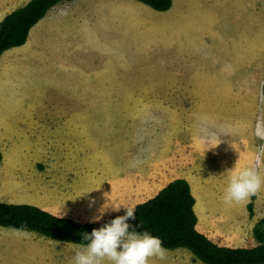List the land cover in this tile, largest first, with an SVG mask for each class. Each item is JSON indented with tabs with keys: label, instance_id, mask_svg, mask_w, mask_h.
<instances>
[{
	"label": "rangeland",
	"instance_id": "374dc122",
	"mask_svg": "<svg viewBox=\"0 0 264 264\" xmlns=\"http://www.w3.org/2000/svg\"><path fill=\"white\" fill-rule=\"evenodd\" d=\"M177 2L179 6L184 4L180 0ZM187 2L192 9L187 17L198 29L197 39L206 40L203 44L205 50L198 59L203 73L206 70L212 73L225 71L234 75L230 77L232 80L228 78L208 84L212 88L209 94L216 95L217 90L214 89L234 85L230 91H236L238 95L118 97V106L123 104L122 101H130L128 103L133 106L134 115L138 117L134 121L140 122L139 125L148 123L146 127L144 124L127 129L135 132L133 139L131 133L127 138L122 137L123 128L116 127L117 123L123 126L127 120L133 119L129 110L123 112L120 107H114L115 103L112 109L103 107L93 118L87 116L86 119L87 123L102 122L103 125L111 121L113 124L110 128L87 127L85 134L83 129L73 128L64 139V144L53 145L52 142L49 143V134L44 133H49V117L42 120L37 116V112L42 114L41 116H49V113H43L42 110L34 112L31 109L37 103L34 90L30 86L22 89L20 81L12 80L10 88L3 89L0 86V202L31 204L47 209L55 215L81 222L102 221L109 216L126 213V208L134 209L138 203L145 200L147 194L141 190L137 180L125 177L119 171H134L141 163L132 167L133 162L142 161L149 149H159L158 141L165 142L167 137L163 125L159 129L155 128L158 120H161L159 118L155 121V116H162L164 120L167 114L150 108V117L153 118H141L147 113L138 109L142 110L143 104L154 109L159 104L176 105L180 116L187 117L193 104H201L207 99L203 102V108L197 107L199 144L196 146V136L189 133L192 129L187 131L182 123L183 128L176 129L177 144L162 145L160 153L175 162L177 155H180L184 163L188 162L191 155H197L198 182H188L202 213L197 225L201 233L222 246L239 248L256 245L253 225L257 219L259 221L261 217L264 218V191L252 195L248 203H233L229 206L224 203L223 198L232 175L230 171L235 170V167L237 170L252 167L244 164L242 160L246 157L256 160L260 146L264 145V140L254 134L257 118L264 116V0ZM98 10L103 15L114 12L112 8L101 10V7H98ZM180 11L183 14L186 12L185 9ZM115 14L120 19V24L129 23L128 19L120 16L122 13ZM81 16L82 13H77L72 21ZM89 28L92 35L90 32L86 34L85 44L81 26L72 25L65 31L89 50L87 45H93L95 41L93 28ZM117 32L129 43L140 38L129 24L120 27ZM101 34L107 45L98 47L100 50L109 51L115 57L116 52L120 50L122 54H117L119 59L129 62L133 59L130 45L120 43L122 46L118 48L119 44L114 42L116 46L110 47L118 35L109 34L107 30H103ZM237 43H244L245 47L235 48ZM237 50L245 51L246 56H249L248 51L251 50V56L243 63L235 64L233 61ZM205 65L209 68L206 69ZM226 73L218 75L227 77ZM105 75L111 78L114 76L108 72H105ZM220 82L224 85L220 86ZM35 87L40 96L46 93L44 84H35ZM56 95L49 87V97L38 99H49L50 104L65 110L72 105L78 106V100L82 98L73 96L69 100L67 97ZM86 98L89 102L93 99L90 95ZM63 114L66 117L67 114L74 116L72 119L78 117V113L73 111ZM180 120L183 122V117ZM154 129L156 134H151L148 138L147 132L150 133ZM202 130L215 134L216 143H221L205 149L204 145L209 144L204 142L205 133ZM138 134L150 139L145 145V150L143 144L140 145L137 140ZM233 144L237 147H232ZM50 147L53 153L49 152ZM84 152H89L88 158H83ZM49 153L52 155L49 156ZM132 155L135 157L131 158ZM184 163L182 162L183 169ZM255 167L264 177V161L259 165L255 161ZM249 203H252L254 208L252 217L247 209ZM105 204L110 207L104 209ZM111 207L120 210L113 211ZM46 239L33 232L0 228V264H74L72 258L79 245L66 246L69 243L48 239L49 245L44 246L45 242L48 243ZM42 248H49V254L38 255ZM165 250L164 259L154 257L150 259L149 264H203L197 262L187 250Z\"/></svg>",
	"mask_w": 264,
	"mask_h": 264
},
{
	"label": "crops",
	"instance_id": "0c3cea01",
	"mask_svg": "<svg viewBox=\"0 0 264 264\" xmlns=\"http://www.w3.org/2000/svg\"><path fill=\"white\" fill-rule=\"evenodd\" d=\"M29 1L0 0V21L14 10L25 6ZM177 1L172 0V7L165 12L155 11L135 0H73L60 3L32 28L29 38L23 46L3 53L0 58V86L3 89H7L12 86V80H18L22 85V89L30 86L34 90V96H37V103L31 109L34 112L42 110L43 113H49V116H41L42 114L37 112V116L42 120L49 117V133L46 131L44 133L49 134V143L52 142L53 145L64 144V139L73 128L83 129V134H85V128L87 127L101 128L104 126L110 128L113 124L111 121L103 125L102 122L87 123L86 119L87 116L93 118L95 113L101 111L103 107L112 109L115 103L114 107H120L123 112L124 110H129L131 119H133L127 120L123 126L117 123L116 127L123 128L122 137L127 138L129 133H131L130 136L133 139L135 132L127 129L141 127L144 124L146 127L148 123L139 125L140 122L134 121L138 117L134 115L133 106L128 103L130 101H122L123 104L118 106V97H224L236 95V91H230V88H233L234 85L219 89L213 88L217 90L215 92L216 95L209 94L212 88L208 84L215 81L228 80L234 75L225 71L212 73L206 70L203 73V67L199 64L200 61L198 59L201 58L205 50L203 44L206 40L197 39L198 29L187 17L188 13L192 12L190 4L187 0H180L184 4L179 6ZM98 7H101V10L112 8L114 12L110 11L103 15L99 10L97 11ZM184 9L186 12L183 14L180 10ZM79 12L83 16L72 21ZM115 12L118 14L122 13L120 16L128 19L129 23L122 22L120 24V19ZM63 24L64 26H62ZM127 24L133 27L137 31V37H140L135 42H127L117 32V29L125 27ZM72 25L82 27L84 44L86 34L88 32L91 33L89 26L93 28L95 41L93 45H87L89 50L85 46H81L79 40L72 39L74 36L65 31L71 28ZM103 30H107L109 34L114 35L115 33L116 36L118 35L112 41L110 47L112 46L113 48L116 43L119 44L117 45L118 48L122 46L120 43L131 46L133 59L130 62L117 57V54H122L120 50L116 52L115 57L113 53L109 51L103 52L98 48L102 47L103 44L107 45L101 34ZM240 46L242 49L245 47L244 43L242 45L237 43L235 48ZM245 54V51L237 50L233 62L235 64L243 63L247 57L251 56V50L248 51L249 56ZM205 67L206 69L209 68L208 65H205ZM105 72L113 73L114 76L112 78L108 77ZM223 73H226L227 77L218 75ZM39 83L44 84L46 87V93L42 96L39 95V92H36L35 84L39 85ZM223 85L224 83L220 86ZM49 87L53 93L56 92V96H64L69 100L73 96L82 97L78 100L79 105H72L66 107L65 110H61L59 106L50 104L49 99L39 101L38 98L49 97ZM89 95L93 98L90 102L86 98ZM102 101L103 103H101ZM205 101L207 99H204L203 102ZM131 102H133V99ZM203 102L198 105L193 104L189 109V115H186L187 117L182 116L183 122L180 120L182 117L176 105L159 104L157 106L158 109H154L150 105L147 107V105L143 104L141 106L142 110L138 109V111L147 113L142 115L141 118L145 116L153 118L152 116L150 117L152 110L163 111V113L168 115L164 120L162 116H155V121L159 118L161 119L158 120L159 123L155 125V128L159 129L163 125L167 135L166 141H158L159 149H149L142 161L133 162L132 167L135 164H141L131 173L125 170L119 171L121 175L135 179L140 183L141 190L147 194L145 200L140 203L154 197L175 179L182 178L190 183L198 182L196 176H199L197 174L199 164L196 154L191 155L188 162L184 163L180 155H177V161L175 162L173 159H168L167 155L160 153V150L164 144H177L178 133L176 129L183 128L181 127L182 123L185 124L184 127L187 131L189 128L190 130L192 129V132L189 131V133L196 136V146L199 144L197 141L199 109L197 107L203 108ZM150 108L153 109L150 110ZM169 108L172 109L170 110ZM69 111L78 113L77 119H72L74 116L67 114L66 117L63 114ZM55 112L59 114L55 115ZM151 134H156V129L150 131V133L147 132L146 135L149 138ZM137 140L140 145L143 144V150L146 149V143L150 142V139H146L140 134L137 135ZM178 143L180 144V142ZM204 146L205 149L211 147V145ZM50 150L51 147L49 152L53 153ZM51 153H49V156L52 155ZM84 153L83 158H88L89 152ZM174 154L176 158V153ZM134 157L135 155L131 156V158ZM255 161V158L249 157L242 160L244 164L246 163L252 167L255 166ZM182 162L185 166L184 169ZM262 186L259 190L261 192L264 191V185ZM248 202L249 200L245 203ZM195 212L199 223L202 213L197 199ZM257 222L258 219L255 224ZM46 240L48 243L45 242L44 246L49 245V240ZM39 251L38 255L41 256L49 254V248H42Z\"/></svg>",
	"mask_w": 264,
	"mask_h": 264
},
{
	"label": "trees",
	"instance_id": "16d2710c",
	"mask_svg": "<svg viewBox=\"0 0 264 264\" xmlns=\"http://www.w3.org/2000/svg\"><path fill=\"white\" fill-rule=\"evenodd\" d=\"M73 0H30L25 6L6 15L0 21V58L7 50L23 46L32 28L48 12L63 2ZM155 11L165 12L172 0H135ZM2 155L0 153V164ZM254 198V196H253ZM196 198L189 182L175 179L154 197L135 206V219L127 221L137 233L147 231L162 241L167 250L184 249L203 264H264V218L253 227L255 246L233 248L215 243L197 229ZM254 215L253 204L247 206ZM123 214H115L96 222H81L55 215L31 204L0 202V228L19 232H33L52 241L75 245L87 244L84 233ZM132 228L129 230L131 231Z\"/></svg>",
	"mask_w": 264,
	"mask_h": 264
},
{
	"label": "clouds",
	"instance_id": "9594fccd",
	"mask_svg": "<svg viewBox=\"0 0 264 264\" xmlns=\"http://www.w3.org/2000/svg\"><path fill=\"white\" fill-rule=\"evenodd\" d=\"M204 142L213 148L218 146L217 137L207 130ZM254 134L257 138L264 140V116L257 118ZM232 147L236 148L235 144ZM257 165L264 161V145L260 146L256 157ZM237 166V165H236ZM230 181L224 194L226 205L242 204L255 195L264 185L262 177L257 167H247L241 170L230 171ZM109 204L104 205V209L109 208ZM113 211L120 208L111 207ZM104 209L101 210L102 214ZM133 208H126V215L115 218L99 229H93L91 234L84 233V240L88 243L80 244L73 256L74 264H149L151 258L164 259L166 250L162 246V241L152 236L147 231L137 233L127 222L135 219ZM132 228L130 231L129 229ZM73 245V244H66ZM75 246V245H74Z\"/></svg>",
	"mask_w": 264,
	"mask_h": 264
}]
</instances>
